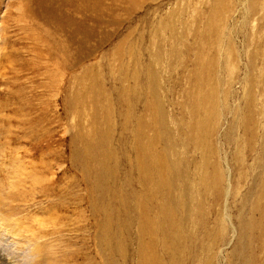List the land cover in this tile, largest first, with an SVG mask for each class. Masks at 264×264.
I'll return each mask as SVG.
<instances>
[{
  "label": "rangeland",
  "instance_id": "1",
  "mask_svg": "<svg viewBox=\"0 0 264 264\" xmlns=\"http://www.w3.org/2000/svg\"><path fill=\"white\" fill-rule=\"evenodd\" d=\"M28 6L40 11L0 0V252L8 262L23 264L30 245L16 228L35 244L30 264H140L149 239L136 219L155 220L161 198L142 186L137 163L152 160L137 161L139 138L177 170L175 184L189 178L203 193L183 213L199 202L189 233L178 214L168 251L161 235L154 241L160 263L264 264V0H106L103 25L89 23L94 34L75 41V25L61 32ZM97 100L114 155L104 195L99 165L87 170L72 142L78 124L93 129Z\"/></svg>",
  "mask_w": 264,
  "mask_h": 264
},
{
  "label": "bare ground",
  "instance_id": "2",
  "mask_svg": "<svg viewBox=\"0 0 264 264\" xmlns=\"http://www.w3.org/2000/svg\"><path fill=\"white\" fill-rule=\"evenodd\" d=\"M27 2L34 3V5L38 9H40V11H38V12H33L32 10H30V7L28 6V12L29 13H27V14L36 13V17L44 20L45 23L48 26L51 25L52 23H54V25H55L54 27H56L59 31L68 32V29L71 28L72 25H75L76 28H75V30L73 29L74 32L73 33L70 32V38L68 37L69 35H67V37L69 38V40L71 39V41L77 40L76 39L77 38L76 37V33H78V32L85 33V34H87L89 36L93 35L94 33H93V30L89 28V26H90L89 23L92 22L93 26H91V27H96V28L101 27L103 25L101 18H102V14H104V12H105L104 11V8H105L104 6H105L106 0H27ZM65 8L68 9V10L67 11L63 10ZM107 14H108V12H107ZM78 16H80V18ZM106 16H109V15H106ZM44 40H46V39H44ZM56 45L57 44H55V46ZM53 46L54 45L52 43L51 44H47V48L49 47L48 48V52L50 53L49 57L52 56L53 59H55L57 62H59V60H60L59 56L57 54H54V53H52L50 51ZM85 47H86V45H85ZM80 50H82V48H80ZM61 53H60V55H61ZM75 59H76V57L73 60H75ZM73 60H72V62H73ZM94 79H95V77H94ZM92 86H90V87H92ZM93 89H94V86H93ZM92 90L86 92L83 97L89 96V93H90V95H92V93H91ZM75 98H76V95H75ZM68 99H70V97ZM91 99L92 98L89 97V101ZM98 99H100V98H98ZM102 99L103 98H101L100 100H102ZM82 100L83 101H81V103L83 105V104H85V99L82 98ZM98 103L99 102L97 100L94 103V105L92 104L94 106V110L92 111V113H94V116H95V120H94V122H92L93 123V125H92L93 129L92 130L90 129V131H87L86 129H85L86 131L85 130H80L79 128L80 127L82 128L83 126L81 124H78L77 128H76L77 132L74 135V137L72 138V142L75 145V151H76V154L79 156L80 161L81 162H83V161L86 162V169L87 170H92L91 167L94 166V164H98L99 165V169L96 172L97 173V181L99 182V184H98V187L96 189L99 190L98 192H100L101 195H104V193H105L104 184L107 181L109 176H113L114 175V174L109 172L110 169H109V165H108L109 161L111 160L112 157H114V155L112 154L111 149L109 148V144L112 143V138L109 136L108 131L106 130L107 128L102 126V125H100V120L103 117H105V116L107 117L106 112H105L106 109L99 108L98 107ZM67 104H68V107L71 110H73L76 107H78L77 105H75V99L74 98H71L70 100H68ZM131 104H133V103H131ZM80 106H81V104H80ZM82 107H86V106L83 105ZM99 109H103L104 111L103 110H99ZM75 111H77V110H75ZM108 122H110L109 119L106 120V124L107 125H109ZM107 127H109V126H107ZM90 128H91V126H90ZM87 129H89V128H87ZM111 129H112V127H111ZM111 133H112V131H111ZM155 136H158V135H155ZM136 144H137V146H136L135 150L137 151V155H138L137 161L142 160V159L152 160V161L144 160V161H139L137 163L136 169L138 170V172L141 175L140 177H141L142 186L146 187V189L149 190V196L152 199L157 198L156 196H160V198H161L160 200H158V199L156 200L157 201L156 202L157 203V208H156L157 212H156V215H154L156 217L155 220H152V218L147 213H145L146 214L145 216L142 215L143 214V212H142L143 210L140 211V212H142L141 216L143 218V219L141 218V221H139V218L136 216L138 218V220L136 219V221L141 222L139 227H138L139 235L142 238H148L149 239L148 242H147V240L141 242V257H140L141 260H140V264H161L160 260H159L160 258L157 255H155V253L153 252L155 250L154 249V245H153L154 241L157 239V237L159 235H161L163 237L162 241H164L165 244L169 243L170 241H172V239H173V236L171 235V233L173 234L172 230H174V227L176 229H178L177 226H176V220H175V218H176V216L178 214H179L178 217H180L179 219L181 221V224H180L179 227L182 230H184L185 233L186 232L189 233L188 231H189V224H191L190 222L191 221L193 222L194 220H196L192 216V213H197L200 210L199 209V202L196 203L195 207L190 210L191 211L190 213L185 214V215H183V213H186L187 211L185 212V209L187 210L189 208V206H190L189 200L192 203H195L197 200H199L201 198V195L203 193L201 192V189H199L198 193L200 194V197L195 195L196 193L194 194V191H192V189H191L189 178H181V179H179L178 184H175L174 180L177 177V173H178L177 170L175 168H171L169 170H166L165 167L163 165H161L160 163H158V161L155 159V156H154V153H156L155 150L148 144H144L145 147H143L142 146V142L140 141L139 138L136 139ZM94 168H96V167H94ZM138 172H137V174H139ZM205 182H206V180L203 178L200 186H202ZM137 185H139V183ZM129 187H131V185ZM124 188H126V187H124ZM132 189H131V191H132ZM261 189H263V188L261 187ZM120 191H121V189H120ZM122 191H124V190H122ZM131 195L132 194H130V196ZM135 196H137V194ZM146 196H147V194H146ZM132 198H134V197H132ZM137 201H139V200H136V202ZM141 209H139V210H141ZM137 210L138 209H135V211H137ZM188 211H189V209H188ZM147 212H149V211H147ZM133 213L136 214V212H133ZM154 214H155V212H154ZM261 215H260V217H261ZM106 217H107V215H106ZM109 218H110V216H109ZM261 219H263V218L261 217ZM110 221H111V219H110ZM123 222H126V221L123 220ZM165 222H167L169 224L168 227H166L167 225L163 226V223H165ZM178 223L179 222H177V224ZM108 225L109 224H107V225L105 224V230H104V232H105L104 234L105 235H107V233L109 232L108 231L109 230L108 229V227H109ZM5 227H8V226L5 225ZM254 227H255V229L257 231L260 230V232H261V229H260L259 225H256V226L254 225ZM124 228H126V227H124ZM8 229H9V227L7 228V230ZM15 229L14 230L10 229V230H11V232L13 231V234L19 239V241L21 242V245H22L23 248L26 249V246H28L29 243H30L29 248L26 249L27 250L26 251V256H25L26 259L24 258L25 262L23 263V264H30V263H32L31 261L35 258V256H34L35 252H33V254H32V251L34 249L31 251L32 244H34V243L32 242L31 239L27 238L25 233L21 232L20 230H15ZM194 230H196V229H194ZM170 231H171V233H170ZM126 232H127V230H126ZM2 234H3V232H2ZM177 240L178 239H176L175 241H177ZM262 240H264V237L262 238ZM26 243H28V245ZM165 244H164V246L166 247L165 249H167V244L166 245ZM168 245L172 249H174L175 251H177L178 248H179L176 242H173V243L171 242V244H168ZM38 251H40V250H38V247H37V252ZM167 251H168V249H167ZM260 252H261V250H260ZM139 255H140V253H139ZM7 256H5V254L0 252L1 260H5V263H3V261H2L3 264H10V261L8 262V258H6ZM259 263H261V262H259ZM16 264H18V263H16ZM243 264H252V261L249 258L247 261L245 260L243 262Z\"/></svg>",
  "mask_w": 264,
  "mask_h": 264
}]
</instances>
